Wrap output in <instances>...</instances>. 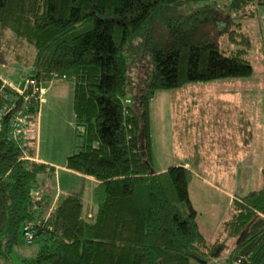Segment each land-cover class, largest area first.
Masks as SVG:
<instances>
[{"label": "trees", "instance_id": "trees-1", "mask_svg": "<svg viewBox=\"0 0 264 264\" xmlns=\"http://www.w3.org/2000/svg\"><path fill=\"white\" fill-rule=\"evenodd\" d=\"M193 2L201 4L182 11ZM254 2L264 4L0 0V52L26 42L34 47L32 78L39 84L74 83L82 148L67 155L66 166L95 176L98 200L96 214H84L82 192L57 193V173L54 186L47 183L55 167L36 158L32 131L40 101L0 76V110H8L0 127V264L23 238L40 245L22 264H190L219 258L230 247L227 264H264V185L233 198L225 235L211 242L190 197L194 171L185 163L152 168L153 95L190 82L251 76L252 38L237 13ZM133 68L142 71L136 84ZM129 93L133 101L126 104ZM17 109L29 113L19 142L10 126ZM30 220L37 221L36 236L28 242L23 229Z\"/></svg>", "mask_w": 264, "mask_h": 264}, {"label": "rangeland", "instance_id": "rangeland-1", "mask_svg": "<svg viewBox=\"0 0 264 264\" xmlns=\"http://www.w3.org/2000/svg\"><path fill=\"white\" fill-rule=\"evenodd\" d=\"M200 4L189 3L182 11H190ZM237 19L252 38L249 58L254 73L251 76L159 89L150 102L152 168L159 172L189 161L194 171L189 185L191 201L211 242L225 235L224 220L232 215L230 198L264 185V4L247 5L237 13ZM221 42L228 45L226 38ZM16 43L0 52V76L25 87L27 79L35 73L34 47L26 42ZM131 74L136 84L142 71L133 68ZM52 80L41 82L47 87L43 94L45 100L32 131L42 155L61 162L82 148V138L76 131L73 81ZM132 95L129 93L123 98L126 104L133 101ZM55 169L58 170L54 168V174L50 173L47 180L50 186H54ZM58 174L62 196L69 191L82 192L84 214L95 215L98 209L95 183L63 170ZM39 245L40 242L27 244L23 238L7 264H22V257L33 255ZM230 248L219 258L208 262L193 258L190 264H227L225 258Z\"/></svg>", "mask_w": 264, "mask_h": 264}, {"label": "built area", "instance_id": "built-area-1", "mask_svg": "<svg viewBox=\"0 0 264 264\" xmlns=\"http://www.w3.org/2000/svg\"><path fill=\"white\" fill-rule=\"evenodd\" d=\"M26 83H27V86L24 89H19L17 87H16V89L20 93H24V91L27 89L28 85L33 84V90L31 91V93L35 94V96L39 99L40 105H41V103L45 100L44 95H43L45 92V88L41 85V83L39 84L37 82V80L32 78V77L28 78ZM12 86H14V85H12ZM24 97H25V100H29L30 95L25 94ZM7 112H8V110H4V109L0 110V127H1L2 117ZM28 117H29V113L23 109L15 110L12 113V115L10 116L11 134H12V137L14 139H16L18 142L22 141L21 138L24 137L25 136L24 134L28 131L27 130ZM24 144H25V142H24ZM36 223H37V221L30 220L24 224L23 230H24L25 238L28 242H31L36 236V233H35Z\"/></svg>", "mask_w": 264, "mask_h": 264}, {"label": "crops", "instance_id": "crops-1", "mask_svg": "<svg viewBox=\"0 0 264 264\" xmlns=\"http://www.w3.org/2000/svg\"><path fill=\"white\" fill-rule=\"evenodd\" d=\"M3 77V76H2ZM3 79L6 81V82H9V83H11L12 85H14L15 87H17V88H19V89H24L26 86H27V84L25 85V87H20V86H16L11 80H8L6 77H3ZM66 79V78H65ZM55 79H53L52 81H54ZM73 85H74V83H73ZM44 87V86H43ZM45 88V90L47 89V87H44ZM45 97V96H44ZM40 109H41V106H40ZM38 141V140H37ZM38 160H40V161H43V162H46V163H48V164H50V165H52V166H54L55 168H57L58 170H56V172H57V184H58V192L57 193H62V190L60 191V188H61V184L59 183V182H61V176L59 177V174L61 175V173H59L58 174V172H59V170H63V171H65V172H70V173H73V174H77L78 176H83L84 178H87V179H89L91 182H96L97 181V179L95 178V176H93V175H90V174H84V173H81V172H78V171H75V170H72V169H70V168H67V166H66V159H64L63 161H61V162H56V161H54V160H52V159H50V158H46V157H44L43 155H42V152L41 151H39V149H38V146H37V157H36ZM67 158V157H66ZM181 163H185V165H187V166H189L192 170H193V168L191 167V165L189 164V162H186V161H183V162H181ZM67 185H70L69 183L67 184ZM237 195V194H236ZM236 195H234V196H232L231 198H230V205H231V202H232V200H233V198L236 196ZM57 197V196H56ZM232 211V210H231ZM231 217V216H230ZM229 217V218H230ZM228 219V218H227ZM226 220V219H225ZM224 220V221H225Z\"/></svg>", "mask_w": 264, "mask_h": 264}, {"label": "water", "instance_id": "water-1", "mask_svg": "<svg viewBox=\"0 0 264 264\" xmlns=\"http://www.w3.org/2000/svg\"><path fill=\"white\" fill-rule=\"evenodd\" d=\"M28 90H29L30 92L33 90V84H29V85H28ZM197 259L200 260V261L206 262L205 259H202V258H197Z\"/></svg>", "mask_w": 264, "mask_h": 264}]
</instances>
